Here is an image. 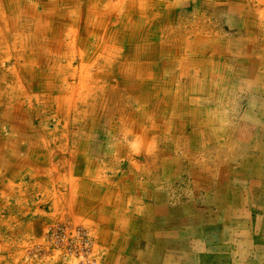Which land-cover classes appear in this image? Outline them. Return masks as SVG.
<instances>
[{
  "label": "crops",
  "instance_id": "0c3cea01",
  "mask_svg": "<svg viewBox=\"0 0 264 264\" xmlns=\"http://www.w3.org/2000/svg\"><path fill=\"white\" fill-rule=\"evenodd\" d=\"M157 3L137 45L119 43L131 72L115 73L160 85L142 98L149 122L131 131L125 155L107 131L87 159L66 157L87 181L56 187L46 218L87 228L93 264H264V0ZM28 214L23 228L40 240L46 218ZM19 253L17 264L77 261Z\"/></svg>",
  "mask_w": 264,
  "mask_h": 264
},
{
  "label": "bare ground",
  "instance_id": "6f19581e",
  "mask_svg": "<svg viewBox=\"0 0 264 264\" xmlns=\"http://www.w3.org/2000/svg\"><path fill=\"white\" fill-rule=\"evenodd\" d=\"M70 1L73 2L72 0H69L68 2L64 1L60 3V6L57 0H48V2L45 0H41V2H38L36 6H31L25 0H0V46L8 45V47L10 46L12 48V57L9 56V58H7L6 60H13V70L15 71L14 74H16V67L21 63L26 62L27 59H30L29 61L31 65L38 63L39 69L37 72L33 71V73H35V76L38 77L37 79L41 83L33 85V88L39 87V89H43L44 91L47 90L49 94L51 92L52 94L54 93L53 100L54 104L57 106H55V110H58L59 108L61 112H64L65 118L69 117L70 110L77 111L75 119L79 118L78 122L80 125H76V128L84 133L82 134L83 138L80 142V145H78V148L80 150H78L80 152V155H78V157H81V154H83V156L86 158L82 151H91L92 149V147L88 145V141L92 137H94L95 134L94 121L96 122V124L98 123V118L95 120V117L92 116L93 112L96 113L95 116H97V113L105 116L104 126L109 128V132H113L111 133V137L114 138V142H116V144L114 143L113 145L114 150L116 151L117 149L121 151L123 155H125L126 146L129 145L131 131H134L135 134H139L140 127H144L145 124L149 122V117L147 116L148 114L145 107L147 100H145L144 102L142 98L145 99L146 95L149 96L152 92H154L152 86L158 88V86L160 85H149L148 83L144 82H138L134 85L135 80L133 79L132 81H128V78L126 76L125 77L127 79L120 76L119 80L116 79L115 73L119 72L121 76L129 75L131 69H129V67L124 68V60L120 54V51H117L114 48V42L111 40V37L108 38L112 41V44L105 39L102 40L101 44H98L99 41L96 42V40H94V43L87 44L86 46H80H85V50L83 51L79 49V45L86 42L89 36L98 37L97 34L92 35V29L100 31V29L102 28L106 31L110 28L109 26L106 27V23L104 22V20L109 21L108 17L111 12H118V15L120 17V26L123 25L124 27L125 18H128V24H133V17H131V14L126 15L123 13L124 11L130 9V1L125 2V0H98V6H93V0H88L87 5H85L86 7H84L86 9H80L82 13L81 17H76L75 12H78L77 10L61 15L56 14V12L58 11H69L68 8H70V5L72 4H70ZM145 2H149V9L152 8V0H140V2L137 3L139 12H141V9L143 8V4H145ZM3 3H7L8 5L7 8H5L6 10L2 7V5H4ZM35 7H37L38 9H35ZM40 7L44 8V10H39ZM12 11L16 12L17 14L7 16L11 14ZM54 16L59 17L56 18ZM68 21L70 22V25L79 24V26H82L81 28L83 30L78 31L76 28L67 27V29L63 32V25ZM53 23L55 26L53 25ZM120 31L121 29L120 27H118L115 31V34H112L115 35L116 41H118ZM7 32L9 33V36L6 38L5 36L7 34L4 35V33ZM63 35H65L66 38L62 41ZM107 35H109V33L106 34V36ZM30 38H32L33 43H35L30 48L31 50L25 53L24 45ZM4 39L5 41H3ZM90 46V55L83 59V54L87 52L86 49H88ZM0 52L2 53L1 50ZM137 58H140L139 55H137ZM3 60L4 59H2V56L0 55V61ZM93 68L94 71H92ZM112 68L113 71L111 70ZM115 69L116 72H114ZM28 73H30V71ZM31 79H33V77H31ZM68 82L71 83L69 88L70 92L67 91V88L65 86V84H67ZM166 82L167 81L162 83L163 85H165V87L162 88L163 90L166 89ZM75 84H77L78 87L77 91H75V89L73 88ZM29 86L31 85L29 84ZM135 86H137V91H133ZM8 89H10L9 92L13 95V97H21L20 94H22V96H27L26 89H23L17 82ZM137 97L140 99L139 102L136 100ZM20 99H17V104L22 101H20ZM31 99H29V104L33 108L35 105L34 101H32ZM35 99L39 102L38 98ZM133 104L136 106H134ZM41 105L42 107L46 108V104ZM109 108L110 111L114 110L116 112H119L120 114H114L111 120V118L107 117L108 113L110 112L107 111ZM128 115L138 118L136 121H134V127H132L133 121ZM75 119L72 118L73 121ZM113 123L117 125V129L119 131H117V129H114ZM14 126L16 132L21 128L17 121L15 122ZM121 126H123L122 129ZM100 132L101 134L103 133V131L97 130V136L100 135ZM119 132H121L120 136H118ZM62 133H64L65 136H69L71 134V130L68 126H65L62 129ZM34 136L35 135H33V137ZM16 139L18 140L19 138L16 137ZM72 140L74 143H76V140H74V138H72ZM122 140L126 141H124V143H121ZM11 143L12 142H10V144ZM16 143L17 141L13 140V145ZM52 143V139H44L41 142V146L39 145L41 147L40 150L42 151L44 147H52L50 146L52 145ZM16 147H18V145H16ZM62 147L64 150L61 148V151L64 154L67 153L70 156L76 154L74 145L71 146L68 144H63ZM128 151H130V149ZM42 156H44L43 159L45 160V156L47 155L42 151ZM77 169L81 171L82 174L86 173L83 172V169H81L80 167H78ZM49 183L50 184L48 185L52 187L51 189L56 190V188L53 187V180L50 179ZM8 185L9 187L11 186L10 183H8ZM48 185L46 189L50 188ZM69 187L71 188V185Z\"/></svg>",
  "mask_w": 264,
  "mask_h": 264
},
{
  "label": "rangeland",
  "instance_id": "374dc122",
  "mask_svg": "<svg viewBox=\"0 0 264 264\" xmlns=\"http://www.w3.org/2000/svg\"><path fill=\"white\" fill-rule=\"evenodd\" d=\"M25 1L31 6H36L38 2H41V0ZM45 1L48 2V0ZM64 1L68 2L69 0H57L60 6V3ZM72 1L73 2L70 1V4H72L70 5L71 7L69 6L70 8H68L69 11H58L56 12V14L61 15L77 10L78 12H75L76 17H81L82 13L80 9L86 7L85 5H87L88 0ZM128 1H130V9L124 11L123 13L126 15L131 14V17H133V24H128V18H125L124 27L123 25L120 26V17L118 15V12H109V21L104 20V22L106 23V27L109 26L110 28L106 31L102 28L100 29V31L92 29V35L97 34L98 37L89 36L86 42L79 45V49L81 51L85 50V46L87 44L94 43V40H96V42L99 41L98 44H101L103 39L108 40L111 44L113 41L114 48L117 51L119 50V43H124L125 47L131 46L132 43L137 45L135 41L141 39V31H139V29H143L144 27V16H148L147 12L151 11V9L148 8L149 2H145V4H143L141 12H139L137 3L140 2V0H125V2ZM159 1L164 3L165 1L171 0H153V5H151V7L154 11L159 8V3H157ZM3 4L4 5H2V7L4 9L7 8V3ZM93 6H98V0H93ZM35 9L38 8L35 7ZM85 9L86 8H84L83 10ZM39 10H44V8L40 7ZM15 14L17 13L12 11V13L7 16ZM54 17L58 18L59 16ZM147 22L150 21L147 20ZM67 27L76 28L78 31L83 30L81 28L82 26H79V24L70 25V22L68 21L63 25L62 31L64 32ZM118 27H120L121 31L118 41H116L115 35L112 34H115V31ZM108 33L109 35L106 36V34ZM4 35H6L5 37L7 38L9 36V33H4ZM108 37H111L112 41L109 40ZM65 38L66 36L63 35L62 41L65 40ZM32 40L33 39L30 38L28 42L26 41L27 45H24L25 53L29 52L32 45H34L35 42L33 43ZM3 41H5V39ZM82 45L85 46L80 47ZM145 45L148 46V44ZM138 46L140 48L144 47V43L140 42ZM0 50L2 51V53L0 52V55L2 56V59H4L3 61H0V258H2L1 254L5 255L4 258L7 261V264H17V257L18 255H21L19 251L24 250L27 253L34 252L41 255L45 253V251L59 250L53 247V240L49 237L50 228L54 227L56 224L67 222L71 226V233H73L74 229H81L88 237H91L89 231L84 226L70 223L68 220L60 219L58 217L57 219H53V221L50 220L51 218H46V216L48 215L46 212L49 213L47 206L49 205L50 200L54 197V195H56L55 190L51 189L52 187L48 185L50 184V179L53 180V187L55 188H62L65 185L69 186L70 183H72L73 179L78 180V182L80 183L84 182V180L87 181L86 176L83 177L84 174H78V172L80 173L81 171H79L77 168H67L68 165H66L65 169L64 159H66V157H68L69 155L67 153L64 154L61 151V148L63 149V144H68L71 146L74 145L75 151L77 149L79 150L78 145H80V142L83 138L82 134L84 133L76 128V125H80L78 122L79 118L75 119L77 111L70 110L69 117L65 118L64 112H61L59 108L58 110L54 109L56 106L53 100L54 93L52 94L51 92L49 94L47 90L44 91L43 89H39V87L33 88V85L41 83L38 81V77L35 76V73H33V71H38V63L31 65L29 61L30 59H27L26 62L21 63L16 67V74H14L15 71L13 70V60H6L13 54L12 48L10 46L8 47V45H1ZM86 50L87 52L83 54V59L90 55L91 46ZM120 54L123 58L124 54ZM94 68L92 69V71H94ZM111 70L113 71V68ZM29 71L30 73H28ZM114 72H116V69L114 70ZM31 77H33V79H31ZM16 82L20 84L23 89H26L27 96H22V94H20L21 97H13V95L9 92L10 89L8 88L13 84H16ZM29 84L31 86H29ZM70 85V82L65 84L68 92H70ZM73 88L75 89V91H77V84H75ZM16 98H21L20 101H22L17 104ZM35 98H38L40 103L36 101ZM29 99L34 101L35 106L33 108L29 104ZM41 104H46V108L42 107ZM107 111H110V108ZM116 113L118 112L111 110L108 113L107 117L111 118L112 120L114 114L116 115ZM92 114V116L95 117V120L98 118V123L96 124V122L94 121L95 134L94 137H92L88 141V145H92L91 151L96 148L93 145H95V142L98 138L97 130L103 131L105 128V133L103 131L102 136L103 140L104 135H106L107 131H109V128L104 126L105 116L100 115V113H97V116H95L96 113L94 112ZM72 118H74L75 120L73 121ZM16 121L21 126V128L17 132L14 129V124ZM65 126H68L71 130V134L69 136H65V134L62 133V129ZM33 135L35 136L33 137ZM16 137H18L19 139L17 140ZM46 138H49V140L52 139L53 143L52 145H50L52 147L43 148L42 151L47 155L45 156L46 159L44 160V156H42L40 146L41 142ZM72 138L76 140V143L73 142ZM105 139H107L106 136ZM13 140L17 141V143L14 145ZM10 142L12 143L10 144ZM16 145H18V147H16ZM84 155L87 158L88 155H86L85 153ZM72 156L80 159V157H78V155L76 156V154ZM58 177H61V179L59 180ZM8 183L11 184L10 187ZM80 183L79 187L81 189H87V187L90 186H82L80 185ZM47 185L50 187L49 189H46ZM53 191L55 194L52 193ZM57 198L58 196H55L54 200ZM27 207L31 208V210L33 208H39V210L26 212L25 208L28 209ZM27 213H29V216H43V219H47L44 220L46 223V229L44 231L43 237L40 240L32 238L31 235H29L28 232L25 231V228L28 226V222L32 221L31 219L28 220L25 216V214L27 215ZM19 233L20 236L18 235ZM17 237H21L24 240L23 246L18 244L21 241L20 239L18 240ZM81 237L85 238V236ZM2 238L7 239V243L2 244ZM80 243L82 245H84L85 243H87L88 245L89 243L88 252L90 253L92 239L89 238V241L80 239ZM56 253L60 254L59 251H56ZM60 255L62 256L63 254Z\"/></svg>",
  "mask_w": 264,
  "mask_h": 264
},
{
  "label": "built area",
  "instance_id": "2783aa9c",
  "mask_svg": "<svg viewBox=\"0 0 264 264\" xmlns=\"http://www.w3.org/2000/svg\"><path fill=\"white\" fill-rule=\"evenodd\" d=\"M70 229L71 226L67 222L56 224L50 228L49 237L53 240V247L59 249L54 251L76 258V264H93L94 260L88 255L89 243L88 245L80 243V239L89 241L90 237L81 229H74L73 233ZM81 236H85L86 239Z\"/></svg>",
  "mask_w": 264,
  "mask_h": 264
}]
</instances>
